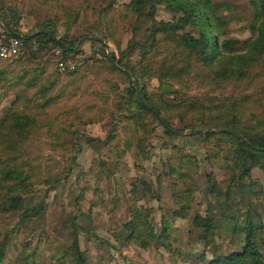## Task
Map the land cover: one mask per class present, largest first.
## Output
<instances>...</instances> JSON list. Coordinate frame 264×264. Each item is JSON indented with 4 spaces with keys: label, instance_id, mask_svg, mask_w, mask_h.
I'll return each instance as SVG.
<instances>
[{
    "label": "rangeland",
    "instance_id": "rangeland-1",
    "mask_svg": "<svg viewBox=\"0 0 264 264\" xmlns=\"http://www.w3.org/2000/svg\"><path fill=\"white\" fill-rule=\"evenodd\" d=\"M134 1L0 0L17 32L34 34L49 21L56 40L73 43L62 52L41 41L17 61H0V163L9 154L3 132L18 115L28 127L18 161L29 168L30 182L19 192L20 207L0 210V264H73L74 239L85 264H207L241 251L246 218L264 262V157L237 180L225 138L191 135L172 106L185 96L228 94L229 85L213 87L189 69L161 78L163 45L144 56L138 49L151 40L152 22L174 14L156 0H137L143 2L137 17ZM210 1L224 22L220 38L243 40L247 1ZM183 32L196 35L190 26ZM57 48L75 62L73 70L56 69ZM132 80L182 134H167L150 113L134 116L126 92ZM160 83L170 92H160ZM181 155L191 158L177 161ZM174 161L185 165L186 178L170 171ZM38 205L37 215L22 216ZM110 209L121 224L136 221L142 235L129 240L127 231L111 232ZM196 214L211 218L207 234L193 223Z\"/></svg>",
    "mask_w": 264,
    "mask_h": 264
},
{
    "label": "trees",
    "instance_id": "trees-1",
    "mask_svg": "<svg viewBox=\"0 0 264 264\" xmlns=\"http://www.w3.org/2000/svg\"><path fill=\"white\" fill-rule=\"evenodd\" d=\"M156 1L163 3L174 16L170 21L152 22L151 40L148 44L139 45V54L144 56L149 52H156L158 46L162 44L165 53L159 60L161 78H179L185 69H189L196 76L204 79L208 85L218 88L229 85L228 94H220L219 97L214 95L203 97V100L196 95L192 98L185 96L172 106L180 108V118L189 122L185 127L191 135L201 134L205 137L221 135L225 138L234 160L232 168L239 171L237 177L234 178L240 180L251 167H261L264 157V0H246L251 16L248 34L241 41L220 38L223 35L221 30L224 22L217 13L218 5L210 0ZM132 6L136 9L138 17L141 14L143 2L135 0ZM3 10L0 5V19L10 31L15 33L13 35L19 36L23 41L25 45L23 55L39 50L42 45L41 41L51 43L54 47L60 48L62 52L73 50V43L54 38V31L49 21L40 23L37 27L38 31L34 34H19L13 28V21L10 17H5L1 12ZM187 26L195 29L196 35L186 32L179 33ZM97 41L101 42L100 39ZM32 44L34 47H31ZM236 44L237 46H234ZM111 60L114 67L120 66L119 59L111 57ZM124 69L127 70L128 76H131L132 68L125 66ZM256 76L257 78L262 77L261 83L256 82ZM126 92H128L130 101L132 100L135 104V117L141 119L143 112L150 113L154 117L155 114L160 116L157 106L133 80L130 81ZM160 92L170 91L163 89V83H160ZM18 117V115H12L11 126L5 127L6 132H3L5 136L3 142H6L5 148L9 154L4 156L5 159L2 158L0 163L1 211H10L20 207L22 199L19 192L25 191L30 184L28 182L29 168L18 161L24 152V137L28 134V127H22L24 122ZM164 122L168 125L165 120ZM163 128L167 134H174L164 126ZM213 129H218V131L214 132ZM186 157L191 158L181 155L177 157V161ZM177 161L169 165V169L172 172L178 171L179 177L184 179L187 169L185 165L182 166ZM193 172H195L194 169ZM185 187L186 191L191 189V185L187 183ZM213 191V187H210V192ZM40 208L41 205L30 207L25 210L28 214L24 213L22 216L26 218L30 215H37ZM192 220L195 225L202 228L204 234L212 228L211 218L207 215L196 214ZM109 221L111 232L116 233L119 229L127 231L129 240H134L137 231L140 236L142 235L137 228L136 221L121 224L115 218L113 209L109 210ZM242 228L245 235L241 251L214 255L207 261V264H264L262 255L250 240L252 224L247 218ZM2 248L3 243L0 242V257ZM73 250L75 254L73 264H85L75 239Z\"/></svg>",
    "mask_w": 264,
    "mask_h": 264
},
{
    "label": "built area",
    "instance_id": "built-area-1",
    "mask_svg": "<svg viewBox=\"0 0 264 264\" xmlns=\"http://www.w3.org/2000/svg\"><path fill=\"white\" fill-rule=\"evenodd\" d=\"M31 47H34L32 44ZM25 53V45L19 36L13 35L0 19V60L11 62ZM56 58V69L60 72L71 71L75 62L61 56L60 49L53 50Z\"/></svg>",
    "mask_w": 264,
    "mask_h": 264
},
{
    "label": "water",
    "instance_id": "water-1",
    "mask_svg": "<svg viewBox=\"0 0 264 264\" xmlns=\"http://www.w3.org/2000/svg\"><path fill=\"white\" fill-rule=\"evenodd\" d=\"M8 29V28H7ZM8 31L10 32V33H12V34H15L14 32H12V31H10L9 29H8ZM155 117H156V119L158 120V122L161 124V125H163L167 130H169L170 132H173V133H175V134H182V132L181 131H177V130H175V129H173V128H171V127H169L165 122H164V120L160 117V116H158L157 114H155Z\"/></svg>",
    "mask_w": 264,
    "mask_h": 264
},
{
    "label": "crops",
    "instance_id": "crops-1",
    "mask_svg": "<svg viewBox=\"0 0 264 264\" xmlns=\"http://www.w3.org/2000/svg\"><path fill=\"white\" fill-rule=\"evenodd\" d=\"M19 34H22V33H19Z\"/></svg>",
    "mask_w": 264,
    "mask_h": 264
}]
</instances>
